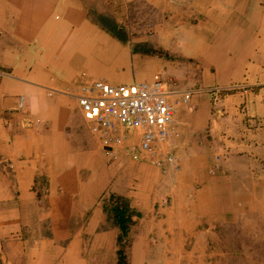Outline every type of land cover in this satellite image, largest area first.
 Returning <instances> with one entry per match:
<instances>
[{"label": "crops", "instance_id": "1", "mask_svg": "<svg viewBox=\"0 0 264 264\" xmlns=\"http://www.w3.org/2000/svg\"><path fill=\"white\" fill-rule=\"evenodd\" d=\"M138 1L157 17L150 36L105 18L99 0H0L2 263L52 264L55 252L72 242L81 250L75 234L83 229L74 234L70 221L89 213V231L103 210L96 194L80 201L69 191L107 185L103 154L110 196L138 213L143 244L172 255L164 263L178 264V252L186 250L185 264H205L204 252L214 254L208 235L216 234L211 227L220 221L245 220L239 233L264 239V0ZM154 75L193 91L187 103L176 105L175 135L157 147L159 156L174 154L177 172L138 160L127 167L116 153L124 143L109 153L90 145L75 102L94 81L117 86L150 82ZM232 84L252 90L244 100L232 93L213 101L205 93ZM242 101L250 124L237 110ZM182 194L183 202L177 199ZM46 218L51 238L22 239Z\"/></svg>", "mask_w": 264, "mask_h": 264}, {"label": "rangeland", "instance_id": "2", "mask_svg": "<svg viewBox=\"0 0 264 264\" xmlns=\"http://www.w3.org/2000/svg\"><path fill=\"white\" fill-rule=\"evenodd\" d=\"M96 5H104V8L106 10L102 11V15L105 14L104 17H107V19L110 20L111 18L116 19L117 24L120 25L123 30H130L131 28L132 33L139 34L141 36H150L151 34H153L152 31H154L155 28L153 24H156L157 17L155 14L152 13L149 14V17L147 6H144L143 3H141L140 1L99 0V3ZM149 12L151 11L149 10ZM95 13V11L90 12L93 18L98 19L99 17H96ZM148 18L149 20H147ZM99 19L100 22L105 24L108 28L112 27L109 20H102V18ZM145 48L148 47L145 46ZM158 53L161 52L158 51ZM206 97L208 98V96ZM86 127L87 129L85 131V137L88 139L89 142H91L90 145L92 143H95L97 147H99L100 144L97 137L91 133L88 124L86 125ZM137 141L138 134H129L128 136H126L124 144L128 145L129 143H137ZM116 153H118V156L122 158L121 160L123 161V163H125V165L129 167V164L130 162H132L133 159L129 158L124 150L122 151L121 149H119ZM103 156V161L105 165L102 166V179L107 181V185L105 187L100 188L97 192H94L93 190L89 191L91 188L88 187H71V190L69 191L70 199L75 198V200L80 201H92L91 196L93 194H96V205H98V207L102 208L103 210L102 221L98 222L97 225H95L91 230L88 231L86 227L90 225L88 222L89 213H87L88 217L72 218L70 223L72 228H74V230L72 229L73 233L75 234L76 232H78V230L82 231L83 229L82 233L75 234L76 238L78 239L77 242L82 243V248L81 250H75L73 248L74 242H72L71 245L66 247L65 250H57L55 252L56 256L54 257V260H52V264H117L116 251L118 250V248H121L125 253L126 264H166L164 263V258L165 260L170 261V259H172V255H169L170 253L161 252L158 248L154 249V245H147L148 243H142L143 241H141V237L144 235L139 230H137V226L140 224V218L138 217V213L136 211L135 215L133 214L134 223L133 225H131L128 235L122 239V242H117L119 229L113 219V213L109 209L112 205L109 200V196L112 192H110L108 188V186L110 185H108V178L112 176L109 172L110 164L108 159L106 158L108 156L104 154ZM133 161L135 162L136 160ZM138 162H145L157 167L148 160H138ZM178 170L179 166L177 164L176 172ZM159 173L161 175H164L161 170H159ZM135 180L136 179L134 177L131 178V182ZM60 189L62 188H58V190ZM147 192L148 191H146V193ZM167 196L168 195H165L164 197ZM182 197L183 194L182 196L178 195L177 199L183 202ZM186 198H188L187 194ZM158 203L159 202L155 204V207L159 205ZM164 206L166 207L169 205H163L161 207ZM143 215L151 217L153 214L143 213ZM49 217L51 218L50 211ZM244 221L245 220H243L242 223H238V220L231 219L229 223H223L220 221L216 225L213 224L211 230L213 232H216V234L212 236L208 235L207 242L210 243L207 245V247L208 250L210 247H212L214 250V254H212L211 256L208 255L209 251L204 252L206 255L203 257L202 260L205 264H258L257 259L264 258V239L262 241L259 240L260 238L258 235L253 236L247 233L245 229H243V234H241V232L239 233L238 228L240 226L243 227L246 225V221ZM50 223L51 221L49 218L43 219L42 221L40 220L39 222L37 221L35 224L32 225L34 228L27 230L26 236H21L22 239H31L32 244L34 241L38 243L44 238H51V234L48 233L51 230ZM55 225L53 227H55ZM72 236L70 237V239L72 238ZM148 237L154 238V234H149ZM70 241H72V239ZM27 246L30 245L27 244ZM184 247L187 249L186 245ZM187 252L188 251L186 250L178 252L177 257L179 258V255H181V261L178 258L176 260L178 264H185L184 261H186V255H188ZM199 254L200 253L196 251L191 252L192 258L196 262ZM82 259L84 260V262L78 263ZM0 264L6 263H2L0 258Z\"/></svg>", "mask_w": 264, "mask_h": 264}, {"label": "built area", "instance_id": "3", "mask_svg": "<svg viewBox=\"0 0 264 264\" xmlns=\"http://www.w3.org/2000/svg\"><path fill=\"white\" fill-rule=\"evenodd\" d=\"M252 89L246 85H229L213 88L205 93L212 95L213 101L224 95L237 93L244 100ZM193 91H180L166 80L154 75L150 82H135L123 85H107L94 81L85 85L75 96L81 114L86 118L90 131L101 147L109 152L121 148L126 136L138 134L137 143H129L123 149L133 160H148L162 171L168 166L176 168L172 154L159 156L158 144L175 135L172 122L176 105L187 103ZM244 101L237 110L246 116ZM22 105L18 101L17 107Z\"/></svg>", "mask_w": 264, "mask_h": 264}, {"label": "trees", "instance_id": "4", "mask_svg": "<svg viewBox=\"0 0 264 264\" xmlns=\"http://www.w3.org/2000/svg\"><path fill=\"white\" fill-rule=\"evenodd\" d=\"M109 200L112 204L109 209L113 213V219L119 229L117 242L120 243L128 235L129 229L134 223V213L127 205L117 203L118 201L115 197L110 196ZM116 254L117 264H126V256L121 248H118Z\"/></svg>", "mask_w": 264, "mask_h": 264}]
</instances>
